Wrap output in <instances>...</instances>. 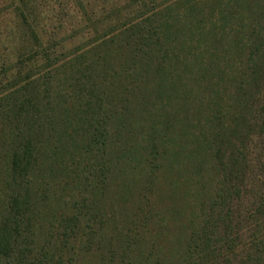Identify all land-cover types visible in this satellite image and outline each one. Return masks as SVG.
I'll return each mask as SVG.
<instances>
[{"label":"rangeland","instance_id":"rangeland-1","mask_svg":"<svg viewBox=\"0 0 264 264\" xmlns=\"http://www.w3.org/2000/svg\"><path fill=\"white\" fill-rule=\"evenodd\" d=\"M84 1L89 6L83 11L79 6L81 2L75 0H0V73L6 70L16 75L18 69L22 70L24 65L27 67L26 60L33 56L32 43L22 29L23 16L33 24L37 41H40L41 48L37 52L44 50L53 58L52 61L76 51L80 54L102 36L124 27L129 29L131 42H138L139 36L152 38L156 35L153 44H158L161 39L156 60L159 68L168 64L163 71L170 74L171 79L185 68L182 64L194 58L195 63L189 65L191 71L183 76L184 80H144L146 99L141 91L139 97H129L132 107L144 105L142 112L137 110L133 113L138 116L133 127L126 123L120 127L119 122H110L107 129V167L98 173V181L103 179L107 189L100 191L99 187L93 190L92 196H88L87 192L92 189L85 191V187L81 188L84 198L93 199L97 219L104 220L106 224L99 231L97 244L91 252L80 255L79 263L110 264L109 260L118 262L127 254L136 264L181 263L186 243L194 229L202 225L214 196L226 197L224 192L221 193L224 188L221 168L212 161L209 143L215 131L216 135L225 136L221 123L234 120L233 125L236 124V117L231 120L225 115L234 113L236 116V112H242L236 103L239 94L241 100L244 96L250 134L242 137L237 130H232L226 147L230 152H245L240 161L246 172L244 179L238 180L240 198L232 193L227 206L236 215L235 232L244 229L247 233L249 229L246 228L255 220L251 215L253 197L249 196L260 193L264 200V182L260 177L264 176V121L260 123L253 118L257 105L264 104V77H260L262 81L257 85L249 80V86L239 92V73L221 71L216 74L213 68L216 63L227 71H233L235 67H240V72L245 70L243 50H235L231 46L234 53H227L229 47L225 43L234 33L246 32L247 24L251 26L263 18L260 15L264 12V0ZM242 25L244 27L240 30ZM211 52H219L223 56L212 60ZM22 60L24 62L19 63ZM201 62L205 65L202 66ZM257 63L262 65L263 61ZM30 68L22 70V73ZM66 69L60 71L58 79H50L56 92H74L68 89L70 83L66 79L71 76V70L70 67ZM226 80L227 91L224 87ZM164 82L165 92L156 89ZM103 93H110L108 85ZM106 97L109 100L110 96ZM229 97L232 102L227 101ZM66 107L63 104L61 109ZM108 110L107 115L114 109L109 105ZM54 113V120L58 119L57 126H61L63 121L57 118L55 107ZM68 113L74 115L76 110ZM213 126H216L215 131ZM78 134H81L80 130ZM43 171V168L35 171L39 175L32 179L35 184L48 183L49 189V183L55 184L56 177L62 178L56 172L51 175L48 170ZM61 188L46 190L43 194L60 203L58 197L64 195L65 198L66 194ZM0 197L3 199L4 196ZM52 198L46 203L50 204ZM75 199H78L76 193L65 198L66 201ZM121 235L126 236L124 241ZM24 237L20 235L14 240L12 258L20 250L45 246L43 236L37 237L34 245H28L32 240L26 241ZM242 242H246L245 239Z\"/></svg>","mask_w":264,"mask_h":264},{"label":"trees","instance_id":"trees-1","mask_svg":"<svg viewBox=\"0 0 264 264\" xmlns=\"http://www.w3.org/2000/svg\"><path fill=\"white\" fill-rule=\"evenodd\" d=\"M75 1L81 2L79 6L83 11L89 6L84 0ZM260 16L264 18V12ZM263 18L251 23V26L247 24L246 32L234 33L225 43L229 47L227 53H234L231 46L235 50H243L245 70L240 72V67H235L233 71H227L216 63L213 68V73L216 74L221 71L239 73V92L249 86V80L257 85L262 81L260 77H264ZM23 21L22 29L33 47V56L25 62L31 68L22 73V70L28 69L24 65L22 70H17L16 75L6 70H1L0 73V196H4L3 199L0 197V234H5L0 236V264H80V255L91 252L101 234L99 231L106 224L104 220L97 219L93 199L90 201L84 198L81 188L85 187V191L92 189L87 192L88 196H92L93 190L99 187L100 191L107 189L103 179L98 181V173L101 174L107 167V129L110 122H119L120 127L123 123L133 127V123L138 122V116L133 113L137 110L142 112L144 105L135 104L132 107L129 97H139L141 91L146 99L144 80H184L183 76L191 71L189 65L195 63V58L182 64L185 68L175 79H171L170 74L163 71L168 64L159 68L156 60L161 49V39L158 44H153L156 35L152 38L139 36L138 42H131L129 29L119 27L96 40L94 45L86 46L80 54L76 51L52 61L53 58L44 50L37 52L41 46L33 31V24L24 16ZM243 27L242 25L240 30ZM96 28L94 25L95 30ZM222 56L219 52L210 53L212 60ZM259 60L263 61L262 65L257 63ZM23 62L24 60L19 63ZM239 63L242 66L240 60ZM200 64L205 65L203 62ZM68 67L71 70V76L66 79L70 83L68 89H73L74 92H56L50 79H58L60 71ZM11 80L21 82L13 83ZM131 80L137 83L134 84ZM71 83L73 86H70ZM165 83H162L163 86L158 85L156 89L165 92ZM107 85L110 93L106 95L110 96L109 100L103 93ZM224 87L227 91V80ZM243 97L241 100L239 94L236 102L242 112H236V116L234 113L225 115L231 120L236 117V124L233 125L234 120L221 123L225 136L216 135V126H213L215 133L209 143L212 161L221 168L220 178L224 185L221 193L224 192L226 197L214 196L202 225L190 235L180 264H264L263 195L258 193L249 196L253 197L251 215L255 220L246 228L249 229L247 233L250 232L248 235L244 229L235 232L233 224L236 215L227 206L232 193L238 194L240 198L238 180H243L246 172L240 161L245 152H230L226 147L230 143L228 134L232 130H237L242 137L250 134L247 125L248 111ZM227 101L232 102V98L229 97ZM63 104L67 106L65 110L61 109ZM109 105L114 110L107 115ZM54 107L58 112L57 118L63 121L61 126H57L58 119L54 120ZM69 110H76V113L69 115ZM102 114L105 116L102 117ZM253 118L263 123L264 104L257 105ZM166 123L169 124L168 119ZM42 168L45 170L43 172L48 170L51 175L56 172L62 178L59 180L56 177V183H49V189L48 183L35 184L32 179L39 177L35 171ZM260 177L264 182V176ZM56 187H62L61 190L66 191L65 198L76 193L78 199L66 201L63 195L58 197V203L48 194H43ZM49 193L53 195L52 192ZM242 196L247 197L245 194ZM49 198H52L50 204L46 203ZM20 235L25 236L23 239L26 241L32 240L28 245L37 244V237L43 236L45 246L35 250H20L12 258L13 242ZM120 237L122 241L126 239L124 235ZM243 239L246 242H242ZM78 245L79 248L76 249ZM109 261L110 264H136L128 254L120 257L118 262Z\"/></svg>","mask_w":264,"mask_h":264}]
</instances>
